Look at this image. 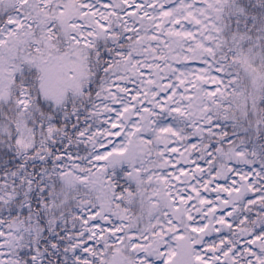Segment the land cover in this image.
I'll list each match as a JSON object with an SVG mask.
<instances>
[{
  "label": "snow or ice",
  "instance_id": "6c2138e0",
  "mask_svg": "<svg viewBox=\"0 0 264 264\" xmlns=\"http://www.w3.org/2000/svg\"><path fill=\"white\" fill-rule=\"evenodd\" d=\"M0 264H264V0H0Z\"/></svg>",
  "mask_w": 264,
  "mask_h": 264
}]
</instances>
